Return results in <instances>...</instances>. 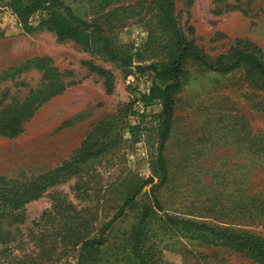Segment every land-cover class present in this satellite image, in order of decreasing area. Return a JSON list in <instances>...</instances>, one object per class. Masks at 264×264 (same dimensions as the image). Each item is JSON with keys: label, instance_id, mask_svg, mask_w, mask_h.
Returning a JSON list of instances; mask_svg holds the SVG:
<instances>
[{"label": "rangeland", "instance_id": "1", "mask_svg": "<svg viewBox=\"0 0 264 264\" xmlns=\"http://www.w3.org/2000/svg\"><path fill=\"white\" fill-rule=\"evenodd\" d=\"M64 1L86 20H98L113 42L132 54L133 65L166 59V52L155 56L144 49L149 28L153 35L167 37L159 32L151 0L118 12L120 21L113 27L104 15L137 0ZM173 1L180 30L208 59H228L237 39H249L260 47L264 62V0ZM5 3L0 0V74L32 57L49 56L65 88L41 104L20 133L0 134V175L26 183L68 162L81 148L98 152L3 222L0 264H76L79 243L72 242L98 236L143 179L159 181L155 115L160 106L149 105L143 117L131 118L133 100L148 92L154 76L136 73L133 65L124 67L73 40L58 41L38 26L41 13L23 22ZM84 61L112 71L110 92L103 76ZM41 75L31 68L0 81V98L8 92L0 109L22 101L41 84ZM249 76L243 67L221 74L187 66L164 150L169 179L156 192L162 209L154 206L149 185L144 186L136 205L126 208L109 230L107 245L87 264H132L122 257L119 244L135 226L143 203L157 218L178 217L264 236V211L251 208L248 199L255 190L264 194V160L257 158L253 142L264 143V85H253ZM149 229L152 234L157 226ZM158 231L150 244L159 264H259L228 248L178 236L175 229Z\"/></svg>", "mask_w": 264, "mask_h": 264}, {"label": "trees", "instance_id": "2", "mask_svg": "<svg viewBox=\"0 0 264 264\" xmlns=\"http://www.w3.org/2000/svg\"><path fill=\"white\" fill-rule=\"evenodd\" d=\"M151 2L158 27H160L159 32L166 34L168 38L161 37L160 34L153 35L151 28H149V36L144 49L155 56L166 52V59L145 65L139 63L133 65L132 54H129L127 49H121L116 45L98 20H86L64 0H6L5 3L23 22H28L31 16L41 13L38 26L52 31L58 41L73 40L85 49L124 67L133 65L136 73L150 71L154 76L148 92L140 97L147 107L155 103L160 106L155 115L158 121L159 139L155 163L159 181L154 184L152 177L143 179L141 184L134 188L130 196L123 201L115 214L101 226L98 236L72 242L74 245L79 243L76 264H87V261L94 258L107 245L109 230L123 215L126 208H133L136 205V196L144 186L149 185L154 206L159 210L162 209L156 192L169 179L168 162L164 150L173 126L175 96L184 84L183 77L187 66L194 65L197 69L221 74L243 67L250 75V81L253 85L257 87L264 85V62L261 58L262 51L257 44L249 39H237L230 50L228 59H224L222 56L214 60L208 59L198 46L192 40H188L180 30L174 14V1L151 0ZM140 4L142 1L137 0L133 4L116 7L108 11L104 15V19L113 27L120 21V18H117L118 12L132 11ZM84 64L90 71L103 76L106 90L110 92L113 88L112 71L91 61H84ZM31 68L42 73L41 84L30 90L22 101L15 100L3 104L0 109V134L15 136L20 133L22 123L30 118L41 104L65 88L62 73L52 65L49 56H35L17 66L7 68L0 74V81L13 79L18 73ZM7 96L8 92L4 91L0 101H4L3 99ZM95 139H97L96 135L93 136L92 140ZM95 142L91 141L90 144L96 145L97 142ZM253 142H257V158L264 160V143L263 146H259L258 138ZM261 142H264V139ZM97 152L91 147L81 148L78 154L68 162L26 183H18L0 175V241L4 239L1 227L5 220L17 213L26 203L38 198L45 189L74 171L78 164L85 163L94 157ZM248 199L251 208L264 211V194L260 189L250 192ZM154 214L155 211L150 205L141 204L135 226L119 244L120 250L123 251L122 257H126V260L132 264H159L161 258L150 244V237H154L159 232L158 227L175 229L178 236L228 248L259 264H264V236L256 235L250 231L234 230L178 217L157 218ZM150 225L157 226L152 234L149 231Z\"/></svg>", "mask_w": 264, "mask_h": 264}, {"label": "built area", "instance_id": "3", "mask_svg": "<svg viewBox=\"0 0 264 264\" xmlns=\"http://www.w3.org/2000/svg\"><path fill=\"white\" fill-rule=\"evenodd\" d=\"M131 106V118L138 119L147 113V106L140 96L133 100Z\"/></svg>", "mask_w": 264, "mask_h": 264}]
</instances>
